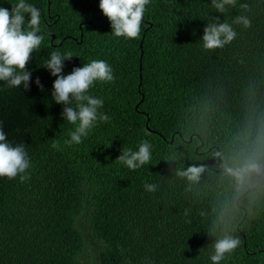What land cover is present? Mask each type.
<instances>
[{
    "label": "trees",
    "instance_id": "obj_1",
    "mask_svg": "<svg viewBox=\"0 0 264 264\" xmlns=\"http://www.w3.org/2000/svg\"><path fill=\"white\" fill-rule=\"evenodd\" d=\"M26 2L44 39L28 90L0 82V125L31 161L26 182L0 178V264H212L214 227L240 239L220 264H264V0H237L223 14L212 0H150L136 40L112 34L99 0ZM240 15L250 28L233 24ZM213 18L237 36L205 51ZM53 51L73 53L65 75L101 59L116 77L90 90L109 120L80 144H64L75 126L52 99L43 65ZM145 140L149 164L133 171L116 160ZM250 161L259 171H226ZM189 167L203 169L197 180L176 175Z\"/></svg>",
    "mask_w": 264,
    "mask_h": 264
},
{
    "label": "clouds",
    "instance_id": "obj_2",
    "mask_svg": "<svg viewBox=\"0 0 264 264\" xmlns=\"http://www.w3.org/2000/svg\"><path fill=\"white\" fill-rule=\"evenodd\" d=\"M149 3L150 0H99V10L109 21L115 37L136 40L141 37V24ZM236 3L237 0H212V6L220 14L227 12L230 7H235ZM239 7L250 11L248 4H241ZM40 21L39 9L26 0H18L11 6V10L0 7V82L8 88H29L31 72L27 65L32 59V54L40 49L44 39L43 35L39 34ZM213 21L204 28L200 39L205 51L221 49L237 36L232 24L218 22L215 18ZM233 24L250 28L251 20L245 15H240L233 20ZM73 57L71 51L63 54L53 51L43 65L50 75L55 77L52 84L53 101L63 106L61 115L64 121L75 126L69 133L70 138L64 141L67 146L82 143L98 122L109 120L106 114L99 111L104 105L103 99L91 95L90 90L97 82L110 84L116 79L113 68L101 59H93L82 67L73 68L69 74H63L64 62ZM35 83L42 88L39 78ZM51 147L63 151L58 140L53 139ZM151 159L152 145L145 140L138 145L136 151L122 148L116 160L134 171L149 164ZM260 167L258 162L250 161L244 169L226 168V171L240 179L243 171H259ZM30 168L31 161L26 146L23 143L10 142L0 125V178L14 180L19 177L20 182H26L30 179ZM202 171L200 167H189L186 171L177 170L176 175L195 181ZM157 187L155 184L144 185L148 192H155ZM187 215L188 210H185V216ZM208 234L216 237L213 244L214 254L210 257L212 264H220L226 255L233 253L240 245V239L226 230L221 229L217 234L214 227Z\"/></svg>",
    "mask_w": 264,
    "mask_h": 264
},
{
    "label": "water",
    "instance_id": "obj_3",
    "mask_svg": "<svg viewBox=\"0 0 264 264\" xmlns=\"http://www.w3.org/2000/svg\"><path fill=\"white\" fill-rule=\"evenodd\" d=\"M51 38L54 39V35L51 34Z\"/></svg>",
    "mask_w": 264,
    "mask_h": 264
},
{
    "label": "flooded vegetation",
    "instance_id": "obj_4",
    "mask_svg": "<svg viewBox=\"0 0 264 264\" xmlns=\"http://www.w3.org/2000/svg\"><path fill=\"white\" fill-rule=\"evenodd\" d=\"M51 36V35H50Z\"/></svg>",
    "mask_w": 264,
    "mask_h": 264
}]
</instances>
